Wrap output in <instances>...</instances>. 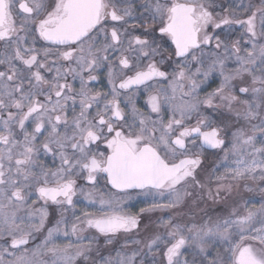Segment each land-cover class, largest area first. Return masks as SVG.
<instances>
[{"label":"snow or ice","instance_id":"6c2138e0","mask_svg":"<svg viewBox=\"0 0 264 264\" xmlns=\"http://www.w3.org/2000/svg\"><path fill=\"white\" fill-rule=\"evenodd\" d=\"M0 264H264V0H0Z\"/></svg>","mask_w":264,"mask_h":264},{"label":"flooded vegetation","instance_id":"af4514ba","mask_svg":"<svg viewBox=\"0 0 264 264\" xmlns=\"http://www.w3.org/2000/svg\"><path fill=\"white\" fill-rule=\"evenodd\" d=\"M95 86L97 88H102L103 87V85L100 84V83H97ZM215 86H216V84H212L209 88H206L205 91H210L211 88H214ZM145 98H146V94L138 95V104L143 106ZM145 206L146 205H144L142 203L141 204H136V206L134 208H130L129 211L138 212L140 207H145ZM152 218H153V215H152ZM146 222H148L147 218L144 220V223H146Z\"/></svg>","mask_w":264,"mask_h":264},{"label":"rangeland","instance_id":"374dc122","mask_svg":"<svg viewBox=\"0 0 264 264\" xmlns=\"http://www.w3.org/2000/svg\"><path fill=\"white\" fill-rule=\"evenodd\" d=\"M212 159H213V157L209 156V161L206 162V166H210V162H211ZM244 195L247 196V195H249V194H248V193H244ZM160 215H162V214L159 213V212L153 214V219H155V217L160 216ZM146 223H148V222H146Z\"/></svg>","mask_w":264,"mask_h":264}]
</instances>
